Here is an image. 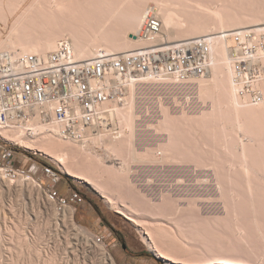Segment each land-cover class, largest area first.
Returning a JSON list of instances; mask_svg holds the SVG:
<instances>
[{
    "label": "bare ground",
    "instance_id": "obj_1",
    "mask_svg": "<svg viewBox=\"0 0 264 264\" xmlns=\"http://www.w3.org/2000/svg\"><path fill=\"white\" fill-rule=\"evenodd\" d=\"M238 1L0 0V52L46 55L57 51L66 42L72 58L78 61L135 50L152 43L130 36L137 32L148 8L161 20V35L168 41L178 42L202 36L207 38L210 45L208 73L205 75L187 81L165 76L130 80L123 84L120 101L106 103L90 124L85 125L76 114L66 124L53 118L43 119L37 113L0 128V137L43 152L57 163L62 173L92 186L110 208L129 218L138 227L142 241L166 262L215 264L224 259L233 264H264V255H257L256 251L252 255L249 251L237 250L235 246L230 249L220 247L219 240L216 242L221 236H218L220 233L216 229L222 226L233 227L240 236L246 235L241 217L233 207V202H239L240 197L236 180L241 173L246 181L245 187L251 194V176L254 172L249 160L258 151V142L254 137L259 135L260 126L264 125V106L259 104L263 93L256 91L261 93L257 102L249 96L253 80H260L264 87V52L261 50L264 27L239 28L229 32L232 26L264 19L256 14L259 12L264 16V12L256 10L253 13L254 8L248 10L249 7L242 9L246 10L244 13L231 11L230 4L237 5ZM240 13L245 20H242ZM235 35H238L239 41L235 40ZM248 45L252 46L251 51L242 54L231 51ZM239 59L249 64L248 70L240 75L236 68ZM164 89L172 91L168 96L172 103L164 100ZM154 91L156 96L150 97ZM143 114L148 117L146 121ZM66 126L72 129L74 136L60 134V130ZM141 128L151 132L154 143L145 144L140 149L136 137ZM202 134L210 136L213 143L222 140L221 145L217 143L220 150L219 147L216 149L218 145L215 144L212 154L215 158L224 155V159L219 157V162L213 159L208 161L205 152L203 156L206 160H203L205 150H202V146L207 143L202 140ZM217 150L222 151L223 155L217 157ZM139 162L156 166L193 163L197 168L210 165L226 217L200 218L197 214H189L195 208L196 204L191 202L195 197L189 201L188 210L191 211H187V207L178 202L179 197L175 198L170 191L162 190L155 195L156 198L152 196L154 199L149 195V199H146L144 195L146 201L139 198L138 192H135L138 186L134 187L131 179L133 165ZM193 170L196 172L197 169ZM200 173L196 176L199 182L212 180L207 176L202 178ZM29 176L11 179L0 172L2 184L10 186L13 180L17 187L27 184V188L31 185L36 190L40 183ZM139 201L140 207L137 204ZM65 211L66 218L76 226L74 211L71 208H65ZM142 215H157L155 217H165L167 220L157 218L152 221L140 218ZM75 228L81 233L86 232L78 226ZM213 231H218L215 232L218 235L214 236V242ZM16 237L21 244L22 233L16 234ZM95 241L99 242L97 245L102 257L113 264L104 243Z\"/></svg>",
    "mask_w": 264,
    "mask_h": 264
},
{
    "label": "rangeland",
    "instance_id": "obj_2",
    "mask_svg": "<svg viewBox=\"0 0 264 264\" xmlns=\"http://www.w3.org/2000/svg\"><path fill=\"white\" fill-rule=\"evenodd\" d=\"M229 7L231 11L235 12L243 11L242 13H244L246 10L242 9L249 7L248 10L250 8L255 9H251L255 11L253 13H256L258 10H262L260 12L263 13L264 0H239L237 5L230 4ZM256 14L264 18L261 13L257 12ZM241 16L242 20H245L242 14ZM260 27H264V19L250 24L245 23L242 26H232L229 32L236 31L239 28L255 29ZM253 81L250 90H259L263 93V99L259 104L264 106V87L260 80ZM164 91V100L168 102L172 101L168 97L169 93L172 94V91L168 89H164ZM155 96L156 91L150 94V97L154 98ZM146 116H143V120L145 121L148 119ZM140 130L136 137L137 147L141 149L145 144L150 143L152 145L154 143V137L151 136V132L142 128ZM259 132V135L254 137V140L258 142V151L249 160L254 172L251 176V194L248 193L249 190L245 187L246 181L242 178L241 173H239L236 180L237 191L240 193L239 202H233V207L237 209L241 217H239L242 223L241 225L245 227L246 232L245 230L244 232L246 235H238L239 233L237 234L236 230H233V227L230 226L227 228L222 226L216 229L219 232L215 231L218 234L220 233L219 235L215 234L214 231L213 234L215 235H212L213 242L216 239L214 236H223L217 237L218 239H216L217 243L219 240L220 247H229L230 249L235 246L237 250L249 251L252 255L255 251L258 253L257 255H264V125L260 126ZM202 140L207 143L204 146V142L202 141V150H205L202 153L203 160L208 159L209 161L213 159L218 161L219 157H221L219 155H223L222 151H219V144L221 145L222 140L217 139L219 140L217 143L220 142L219 144L216 141L213 143L214 140L205 134H202ZM8 142L13 144L11 141ZM215 144L218 146L216 147ZM214 147L216 149L219 147V150L215 152V154L218 153V158H215L216 156L214 157L213 155ZM16 148L19 149L16 155L17 162L28 169L31 166L35 167L33 169L34 175L29 177H33L38 183L41 181L47 183V180L40 172V168L43 164H49L60 171L62 175L61 181L56 187L58 192L61 195H67L71 190H76L80 192L83 200L78 204H71V207L59 209L52 200L48 199L49 197L45 194V190L40 188L38 184L36 190L39 194L34 189L35 187L33 188L32 186L33 189L31 188V185L29 188L26 187L27 184L20 188V185L17 187V183L15 181L13 182V180L10 186L2 184L3 180L2 182L0 180V264H111V261H107L102 257L97 245L99 242L94 240V235L104 236L103 246L106 252L112 256L113 264H175L173 262H166L157 255L156 257L142 241V233L138 227L129 218L110 208L101 194L92 186L69 174L62 173L57 163L43 152L20 145H16ZM205 152L206 159L203 156ZM221 158L224 159L225 156L223 155ZM172 165L156 166L149 165L148 162L134 163L131 179H133L134 187L138 186L137 188L140 189H135V192H138V197L145 199V195L146 199L148 197L156 198L157 196L155 195L160 191H170L174 197L176 196L175 198L179 197V200L177 199L178 202H181L180 204H183L185 208L187 207V211H191L188 210L191 202L196 204L194 205L195 208H191L192 211L188 212L189 214L194 213L193 215L195 216L197 214L200 218H202L201 216L205 218L226 217V209L223 206L220 192L214 185V171L210 165H205L201 168L195 167L193 163H179L178 166L176 164ZM195 168L197 169L196 172L193 170ZM197 171L202 172L200 173L202 174V178L207 176L212 180L208 182L202 180L200 183L196 179ZM0 178L2 179V177ZM44 196L47 197L45 198ZM137 204L140 207L141 201ZM65 208L66 210L67 208H71L74 211V222L76 226L84 229L86 231L85 233H81L78 228L74 229L76 226L72 225L70 220L66 218L67 216H65L67 212ZM148 216L142 215V217H139L152 221L158 220L157 218L164 221L167 220L164 219L165 217H155L157 215H151V218ZM18 226L20 228H16ZM16 229L17 231L21 229V231L17 233ZM21 233L23 241L20 244L17 241L16 234ZM239 236L241 239H239ZM243 236L245 238L247 236V238L245 239ZM16 241L17 243L15 244L14 242ZM243 241L248 243H244ZM195 244L198 245L197 242ZM9 245L11 246L8 247ZM202 245H204L203 242ZM188 262L183 264H189ZM215 264L233 263L221 259Z\"/></svg>",
    "mask_w": 264,
    "mask_h": 264
},
{
    "label": "built area",
    "instance_id": "obj_3",
    "mask_svg": "<svg viewBox=\"0 0 264 264\" xmlns=\"http://www.w3.org/2000/svg\"><path fill=\"white\" fill-rule=\"evenodd\" d=\"M161 25L159 17L148 8L135 35L152 43L86 60H74L66 42L46 55L0 52V128L37 113L43 119L53 118L66 124L76 114L87 125L106 103L120 101L123 84L127 81L145 76L187 81L207 74L210 53L207 38L171 42L162 37ZM235 40L239 41L238 35ZM251 49L248 45L231 51L237 54ZM261 50L264 52V43H261ZM247 67L249 64L245 60L236 61L238 75L248 70ZM249 96L257 102L261 93L252 91ZM60 134L74 136L69 126L62 128ZM18 151L16 145L0 137V172L11 179L34 175V166L28 169L17 162ZM40 172L47 183L41 181L39 186L59 209L82 202L83 197L76 190L67 195L58 192L60 171L43 164ZM94 240L104 243V236L94 235Z\"/></svg>",
    "mask_w": 264,
    "mask_h": 264
},
{
    "label": "water",
    "instance_id": "obj_4",
    "mask_svg": "<svg viewBox=\"0 0 264 264\" xmlns=\"http://www.w3.org/2000/svg\"><path fill=\"white\" fill-rule=\"evenodd\" d=\"M130 36H132V37H134V38L136 37V35H135V34H134V35H133V34H130ZM154 255H155V254H154ZM155 256H156V255H155ZM156 257H157V256H156Z\"/></svg>",
    "mask_w": 264,
    "mask_h": 264
}]
</instances>
